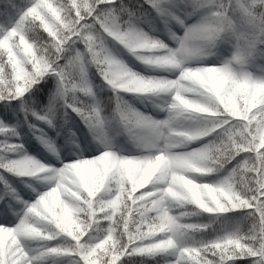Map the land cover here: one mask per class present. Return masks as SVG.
Listing matches in <instances>:
<instances>
[{"label":"snow or ice","instance_id":"obj_1","mask_svg":"<svg viewBox=\"0 0 264 264\" xmlns=\"http://www.w3.org/2000/svg\"><path fill=\"white\" fill-rule=\"evenodd\" d=\"M0 264H264V0H0Z\"/></svg>","mask_w":264,"mask_h":264},{"label":"trees","instance_id":"obj_2","mask_svg":"<svg viewBox=\"0 0 264 264\" xmlns=\"http://www.w3.org/2000/svg\"><path fill=\"white\" fill-rule=\"evenodd\" d=\"M96 82H97V83H100V81H99L98 78H96ZM101 95H102V96H106V95H108V93H101Z\"/></svg>","mask_w":264,"mask_h":264}]
</instances>
